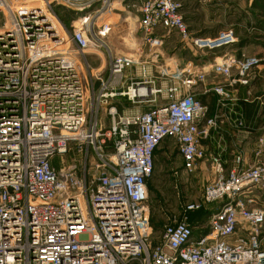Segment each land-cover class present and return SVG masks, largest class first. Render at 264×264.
Instances as JSON below:
<instances>
[{"label": "built area", "instance_id": "2783aa9c", "mask_svg": "<svg viewBox=\"0 0 264 264\" xmlns=\"http://www.w3.org/2000/svg\"><path fill=\"white\" fill-rule=\"evenodd\" d=\"M121 6L140 13L142 48L156 60L163 45L159 29L175 31L199 49L236 42L232 29L214 38L193 35L180 0H0V264H264L258 228L264 208H250L240 197L247 188L264 186V164L244 167L242 152L227 176L220 156L210 158L218 177L206 184L203 201L226 202L211 214L207 233L196 236L201 228L183 220L151 238L147 182L160 144L175 140L183 168L197 170L206 153L202 140L220 116L217 111L207 117L196 90L213 92L220 105L231 97L232 83L208 85V74L191 64L171 76L162 71L175 81L159 88L145 65L132 72L138 59L112 53L105 43L106 16ZM67 36L85 69L75 50L56 51L66 46ZM100 48L109 58L105 78L93 75L87 60L89 51ZM54 54L56 72L41 73L43 59ZM254 63L255 57L238 64L229 57L212 71L229 76L241 65L244 77ZM96 80L100 89L94 88ZM126 96L152 105L146 112L123 114L113 102ZM101 103L110 105L108 125ZM242 221L253 228L237 236Z\"/></svg>", "mask_w": 264, "mask_h": 264}, {"label": "rangeland", "instance_id": "374dc122", "mask_svg": "<svg viewBox=\"0 0 264 264\" xmlns=\"http://www.w3.org/2000/svg\"><path fill=\"white\" fill-rule=\"evenodd\" d=\"M186 3L187 4L184 9V13L187 20L185 22H187L188 24L189 31L194 32L198 36L207 35L210 37H216L219 32L229 29L233 30L235 36L238 37L239 40H241L242 37L245 36L258 37L259 35L264 34V0H188ZM119 8L121 11L110 13L106 16V19L110 24V34L112 33V35L111 40H109L108 38L107 40H105V43L113 51L112 53L117 52L119 54L133 55L136 59H138V63L132 68L131 71L135 72L138 69V72H140L141 67L145 65L147 74L154 78V85L156 88L162 87V85L164 84L166 86L174 83L175 80L170 77L173 73H170L166 69L155 67L161 65L162 58L160 59V57H158L156 60L152 55L149 59L144 56V60H149L144 61L140 57V53L142 52H144V55L149 54V51H147L148 48H145L143 50L141 37L140 35L136 36L137 32H135L137 30L135 28L137 27H135L134 22L136 21V19H140V15L136 13L133 8H128L127 6H121ZM61 13L62 15H65V17H68V13ZM129 28L135 29V34L129 31ZM166 33L168 34V36H172L173 42L170 45L169 49H172V52L175 51L173 53L176 56L179 54L181 48L182 54L185 57L192 54L190 50L186 48V46L185 48H183V42L180 41L182 36L180 34H177V32L175 31ZM138 37H140V39ZM235 43L236 42H234L233 44ZM62 45H66L69 50H75L72 53H74V56L76 58H79V64L81 66L80 69L83 70V67L85 69L83 58L78 52L75 54V52L77 51L76 45L68 36L65 37ZM162 49L163 46L160 47L158 52H160ZM99 51L104 52V48H100L98 52ZM243 51L244 54L242 55V57L235 58L237 60V64L238 62H242V60H246L250 57H255L257 60V63H254V68L250 70L244 77H241L239 75L240 68L242 69V66L239 65L240 68L236 66L231 68L229 76L224 74H217L209 78V80L212 81L211 86L224 84L226 85L228 83L233 84L235 76L237 81L240 80L238 82L239 84L248 85L246 87L238 86L236 95L232 90L228 88L231 97L223 101L220 105H218L217 101V106L219 107L217 115L220 116V120L218 124L215 125V128H211L212 131H221L223 129L227 130V127H230L234 132L244 129L245 123L242 117V111H239L237 109L238 104L239 106H241L240 108H242L243 103L254 100L257 102H263L264 106V44L257 48L251 46ZM93 53L94 52L89 51L87 53V56H90ZM106 57L105 55H100L98 57L99 59H97L95 62L93 61V63L97 64L98 66L103 63V69L106 70L108 68L109 62L108 56ZM58 59V54L50 55L44 58V63L40 65V72H45L50 75L56 72V68L59 65L56 62ZM87 60H89V57H87ZM150 61L155 62V66H152ZM147 62H149L150 64ZM89 63L91 64V66L93 65L91 61ZM208 67L209 66L204 67L203 71L197 72L207 74L208 71H210ZM97 69L98 67L96 68V70ZM96 70H93V75L95 74V76L98 75V71ZM162 71H166V73L169 72L168 74L170 76L162 73ZM85 73L88 74V72ZM129 73L130 72L128 71L126 75L128 76ZM244 79L248 80L249 84L242 83L241 81ZM128 82L129 80L126 81V84ZM1 85L2 81L0 80V86ZM93 85L95 89H100L101 87V83L97 80ZM157 95H159V102H166V99L162 98V95ZM151 97L153 98V96ZM121 98H124V100L126 99V111L131 110L132 112H146L152 105V103L147 102H131L130 100H128L127 96ZM113 104H115V102H113ZM109 107L110 105L101 103L100 116L104 118V121L107 123V125L110 124V120L107 115ZM132 112L126 113L127 115H129ZM236 118H238V120ZM203 125L204 124H202L201 126L203 127ZM262 135H264L263 127L253 137V139L258 138L259 136L262 137ZM240 141H236L237 143L234 144V148L237 149L236 154L240 153L239 151L245 150V147L243 146V138L240 139ZM263 144L264 141L262 142V145H259L255 149L252 165L257 166L264 164ZM213 156L216 157L220 155L213 154ZM206 157L207 154L205 153L204 158L199 162L200 165L197 170H195L194 172H189L183 168L182 159L178 153L175 140L165 139L160 144L156 152L153 174L147 182L149 193L147 204L150 210V216H152L153 228L151 238H153L154 241L158 239L160 230L170 222H180L183 220H187L190 223H193L194 221V228H201V230H195L196 236H198L202 231L209 230V228H211L209 220L211 216L210 214L216 212L222 205L224 206L226 201H224L225 199H220L213 203H204L203 201V194L206 184L215 176L214 172H211L213 168L212 164L209 163L208 165V163H206ZM220 160L223 164L224 176H227L230 171L235 168L236 164L234 166H232V164L229 166V164L226 163L225 159L223 158L222 154L220 156ZM227 160L230 161V157H228ZM204 163H206V165L208 166H205ZM215 177L217 178L218 175L216 174ZM244 192L245 193H243L240 197L243 198L248 207H262V204H264V186H252L250 188H247V190H245ZM189 205L194 206V208L188 210L187 207ZM238 228H253V226L248 224L246 221H242L240 222ZM258 228H262L261 234L263 235L264 223Z\"/></svg>", "mask_w": 264, "mask_h": 264}, {"label": "crops", "instance_id": "0c3cea01", "mask_svg": "<svg viewBox=\"0 0 264 264\" xmlns=\"http://www.w3.org/2000/svg\"><path fill=\"white\" fill-rule=\"evenodd\" d=\"M183 5H182V9H181V14L183 15L185 21L187 20L185 18V13H184V9L186 7V2L188 0H180ZM262 4V3H260ZM261 7V5H260ZM119 11L120 8L118 9ZM135 10V9H134ZM136 11V10H135ZM129 13V12H128ZM136 13H138L136 11ZM140 15V13H138ZM140 20V19H139ZM136 19V21L134 22L135 27H138V21ZM187 23V22H186ZM137 24V26H136ZM188 25V24H187ZM137 29V28H135ZM135 29L129 28V31H131L132 33L135 34V32H137V30L134 32ZM192 34L198 36L197 34H195L194 32L190 31ZM158 36L161 37L163 40V49L159 52L160 53V59H161V65L155 66V62H151V65L157 67V68H163L166 69L167 71H169L170 73H175L178 70L184 68L185 66L191 64L193 66V68L196 71H203L204 67L209 66L208 68L210 69V71H208V85H211V82L209 80V78L212 76H215L217 74L212 72V66L214 64H216L217 62H222V60L224 58H228V57H232V58H237V57H242V55L244 54L245 49H248L249 47H260L261 45L264 44V34L263 35H259L258 37H252V36H245L242 37L241 40L238 39V37H236V43L232 44L230 46H225L222 48H217V49H212V50H208V49H199L196 48L194 45H192L189 42H184L182 40V38L180 39L181 42H183V48H186L190 50V52L192 53L191 55H188L187 57H185L182 54V51L180 49L179 54L176 56L173 52L172 49L170 48V45L172 44L173 40H172V36H168V34L166 33L165 30L159 29L157 32ZM179 34V33H177ZM111 34H109L108 38L109 40H111ZM141 34L140 32L136 33V36ZM140 37H138L140 39ZM199 37H205V38H214L215 36H203V35H199ZM258 40V42H257ZM262 41V42H261ZM257 43V44H255ZM105 52V51H104ZM97 52L95 54H92L89 57V60L92 62V67L94 70H96V68L98 67V69L96 71H98V74L102 75L104 78L108 75V68L106 70L103 69V63H101V65H97L95 63H93V61L95 62L97 59H99L98 57L100 55H106V52ZM117 53V52H116ZM119 54V53H117ZM174 54V55H173ZM125 55V54H123ZM129 55V54H126ZM92 56V57H91ZM98 56V57H97ZM145 57H147L148 59L151 58L150 54H145L144 52L140 53V57L143 59ZM175 56V57H173ZM103 58V57H101ZM144 60V59H143ZM144 61H149V60H144ZM102 62V60H101ZM106 62H107V57H106ZM163 66V67H162ZM235 81L233 84H229L228 88L230 90L233 91V93H235L238 91V86H248V85H241L239 84L236 79L235 76ZM252 81V79H251ZM250 81V83H251ZM249 84V83H248ZM197 96L198 98L208 107V113H207V117H213L216 112L219 110L218 106H217V99L218 96L215 95L213 92L210 93H206L203 91V87L201 86V88H199L198 90H196ZM125 101L124 98L118 97L114 100L115 104H117V106L119 107V110L121 113L123 114H127L126 112H132L131 110H127L125 108ZM247 101V100H246ZM162 103V102H161ZM129 105V103H128ZM242 108H240L241 106H239L237 109L239 111H242V117L245 123L244 129L243 130H238L237 132H234L230 127H227V130H221V131H217V130H210L208 137L204 138L202 140V145L206 151L207 157H206V163H211L210 158L211 156H213V154L215 155H223V158L225 159L226 163L229 164V166L232 164V166H234L236 164V156L239 154H236L237 149L234 148V144L239 142L240 139L243 138V142H244V147L245 150L239 151L240 153L242 152L243 154V166L244 167H248L251 166L253 164V160H254V152L255 149L260 145V139L264 140V135L259 136L258 138H254L253 137L262 129V127L264 128V106H263V102H257L254 100H250L247 101L245 103L242 104ZM230 128V129H229ZM237 141V142H236ZM241 142V141H240ZM264 146V144H263ZM213 148V149H212ZM230 157V161L227 160V158ZM206 163H204L205 166ZM203 169V168H202ZM213 172V171H211ZM262 207H264V204H262ZM222 208V206L218 209L220 210ZM246 229L247 228H239L237 230V236H246ZM262 248L264 250V233H263V240H262Z\"/></svg>", "mask_w": 264, "mask_h": 264}, {"label": "bare ground", "instance_id": "6f19581e", "mask_svg": "<svg viewBox=\"0 0 264 264\" xmlns=\"http://www.w3.org/2000/svg\"><path fill=\"white\" fill-rule=\"evenodd\" d=\"M59 32H60L61 37L63 38L64 37L63 36L64 33H63V31L60 28H59ZM50 45L53 46L54 43L52 42V43H50ZM56 51L62 52L63 54H67L68 53L67 52V46L58 47V48H56ZM141 92H143V90Z\"/></svg>", "mask_w": 264, "mask_h": 264}, {"label": "trees", "instance_id": "16d2710c", "mask_svg": "<svg viewBox=\"0 0 264 264\" xmlns=\"http://www.w3.org/2000/svg\"><path fill=\"white\" fill-rule=\"evenodd\" d=\"M261 2H262V1H261ZM63 17H65V16H63ZM63 17H62V18H63ZM224 201H225V200H224ZM223 204H224V203H223ZM222 206H223V205H222ZM205 213H207V212H205ZM210 215H211V214H210ZM151 224H152V216H151ZM192 224H193V225H195V222L193 221V223H192ZM204 232H206V233H207V232H208V230H204Z\"/></svg>", "mask_w": 264, "mask_h": 264}]
</instances>
